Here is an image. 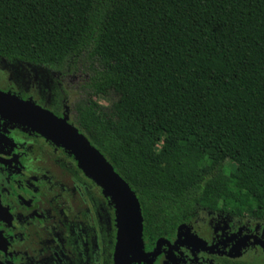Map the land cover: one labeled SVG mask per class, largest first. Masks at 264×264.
I'll return each instance as SVG.
<instances>
[{"label":"trees","instance_id":"obj_1","mask_svg":"<svg viewBox=\"0 0 264 264\" xmlns=\"http://www.w3.org/2000/svg\"><path fill=\"white\" fill-rule=\"evenodd\" d=\"M83 58L78 130L136 194L142 256L201 211L264 223V0H0V60Z\"/></svg>","mask_w":264,"mask_h":264},{"label":"flooded vegetation","instance_id":"obj_2","mask_svg":"<svg viewBox=\"0 0 264 264\" xmlns=\"http://www.w3.org/2000/svg\"><path fill=\"white\" fill-rule=\"evenodd\" d=\"M56 81L61 85L58 78ZM60 92L64 94L62 89ZM38 106L70 123L66 108L60 112L57 106ZM225 214V224L219 215L216 220L208 212L207 225L201 226L198 217L195 228L199 231L192 227L186 231L191 236L180 242L176 235L170 240L172 247L166 241L154 260L171 264L164 259L168 249L176 257L175 264H185L184 248L197 262L202 252L237 259L247 245L264 252V239L257 236L244 235L220 247L224 239L219 228L226 230L230 221L242 218ZM110 238L115 240L112 257L104 247ZM116 242L114 207L76 159L41 134L0 116V264H103L110 257L114 261ZM239 263L243 262H235ZM222 264L231 263L223 260Z\"/></svg>","mask_w":264,"mask_h":264},{"label":"water","instance_id":"obj_3","mask_svg":"<svg viewBox=\"0 0 264 264\" xmlns=\"http://www.w3.org/2000/svg\"><path fill=\"white\" fill-rule=\"evenodd\" d=\"M0 116L64 148L76 159L86 176L102 188L116 215L114 264H149L159 255L161 248L158 244L155 255L142 256L143 223L136 194L76 127L32 101L3 91H0ZM164 243L167 242L164 240Z\"/></svg>","mask_w":264,"mask_h":264},{"label":"rangeland","instance_id":"obj_4","mask_svg":"<svg viewBox=\"0 0 264 264\" xmlns=\"http://www.w3.org/2000/svg\"><path fill=\"white\" fill-rule=\"evenodd\" d=\"M89 66L90 62L86 58H83L75 64L71 62L66 63L61 71L35 67L25 63H11L0 60V91L10 93L24 100L32 101L46 109L57 106L61 112L63 108H66L69 122L78 128L76 119L79 106L89 98L85 92V88H83L85 82L88 80ZM56 78L60 80L61 85L57 83ZM61 89L64 94L60 92ZM64 97L66 98V103L63 104ZM90 98L102 107H109L112 102L111 97L92 96ZM228 210L229 206L224 205L222 211L216 214L215 219L219 220L217 219L219 215L222 224H225L228 217L223 216L226 215V212L228 214ZM198 217L199 224L206 226L208 212L201 211ZM229 225L226 230L219 228L218 234L224 239L220 247H227L244 235L257 236L264 239V224L252 220L247 213L241 219L230 221ZM214 246L216 249L217 245L215 244ZM251 246L247 245L243 248L237 256V259L230 258L229 260L202 252L198 255L200 262H197V259L190 255L189 250L184 248L183 252L186 257L185 264H222L223 260L231 264H235V262L264 264V252L258 253ZM151 264H158V262L153 260Z\"/></svg>","mask_w":264,"mask_h":264},{"label":"snow or ice","instance_id":"obj_5","mask_svg":"<svg viewBox=\"0 0 264 264\" xmlns=\"http://www.w3.org/2000/svg\"><path fill=\"white\" fill-rule=\"evenodd\" d=\"M147 251H151L150 249H146Z\"/></svg>","mask_w":264,"mask_h":264}]
</instances>
